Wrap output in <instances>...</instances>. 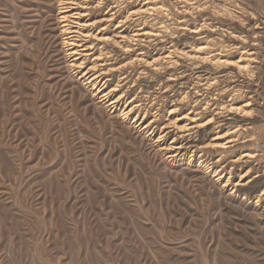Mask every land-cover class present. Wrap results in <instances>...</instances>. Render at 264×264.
<instances>
[{
	"label": "rangeland",
	"instance_id": "rangeland-1",
	"mask_svg": "<svg viewBox=\"0 0 264 264\" xmlns=\"http://www.w3.org/2000/svg\"><path fill=\"white\" fill-rule=\"evenodd\" d=\"M83 1L0 0V264H264V0Z\"/></svg>",
	"mask_w": 264,
	"mask_h": 264
},
{
	"label": "bare ground",
	"instance_id": "bare-ground-1",
	"mask_svg": "<svg viewBox=\"0 0 264 264\" xmlns=\"http://www.w3.org/2000/svg\"><path fill=\"white\" fill-rule=\"evenodd\" d=\"M22 2H24V1H22ZM82 2L85 3L83 0H56V2H55V7L57 9L56 23L59 24L60 35L63 37L62 38V44L65 46L66 51H67L66 52V57L72 56V61L73 62L70 65L76 67L77 69L81 68V63H82V62L77 63L78 60L82 59L83 56L90 55L91 53L88 52V51H91V50L95 49V45L94 44H88L87 41H86L88 38H90V35L93 34L92 30H95V28H100L99 26L101 24H105L106 22H112L115 19H117L116 18V13L112 11V10H114L115 6L114 5H109L108 9H107V12H105L106 15H104L102 17L101 21L92 22L91 23L92 27L91 28L89 27L87 29V24L84 23V17L87 15V13L85 11H88V8L83 9L85 11H81L79 6H80V4ZM101 2H103V0H99L98 2L96 1V3H95V1H93L91 3H95L94 4V7H95V6L100 5ZM27 5H28V8H29V9L27 8V12H32L33 17L35 18V19H33L34 22L35 21H39V20H36L37 19L36 17H41L42 16L40 14V12H41V9H43V6L47 7L46 2H41L39 4L38 1H37V3L35 5L31 4V3H29ZM48 7H49V3H48ZM84 7L85 6H83V8ZM20 8L21 9H26L25 7H20ZM109 11H111V13H109ZM128 18H129V13H127V15L124 16L123 18L119 19L117 21V23L114 25V29H121V31H117L113 35V36H116V38H119V41H115L118 44L119 43L126 44L127 42H129L128 40L132 39V37H130L129 34L125 33V30H126V24L125 23H126V21H128ZM103 29H104V27H101V29H99V31H98V34L95 35L98 38L96 40L97 42H99L101 40H103L105 42V41L108 40L107 37L100 36V35H104V33H101ZM142 34H151V33L147 32L145 30L144 32H141V33L138 32V33L133 34V35L134 36H136V35L140 36ZM121 47L125 48L126 45H122ZM198 49L201 50L202 48L199 47ZM242 52L245 53L247 51L246 50H242ZM94 60L95 61L92 63V68L90 70L84 69L81 72L82 74H81L80 78H83V81L86 79L85 82L87 84H91L92 88L93 89L95 88L96 93H97L101 89V86H100V83H99L101 78H99L100 77L99 74L94 75V71H95L94 69L96 67V61L98 60V57L96 56L94 58ZM155 61L156 60H153L152 62L155 63ZM240 61L241 60H238L237 62H240ZM237 65H239V67L242 66L241 64H237ZM101 72H103V71L101 70ZM246 104H248V103H246ZM246 104H244L242 106H245ZM109 105L114 106L115 105L114 101L109 102ZM240 107H237L235 109H238ZM127 113L128 112L124 110L123 112H121L120 115H121V117L123 116V119H124L125 116H127L126 115ZM193 119L194 118L192 117V119H190V121L193 122ZM195 126H196L195 123L194 124L189 123V124L180 125L181 129H183L185 131H190ZM143 128H147V126H144ZM215 139H217V137H215ZM217 146H218V144H217ZM175 147H177V146H175ZM162 148H165V147H162ZM172 148H173L172 146L171 147L168 146V147L165 148V150L169 153L168 157H171V158L174 155L172 153L173 151H171Z\"/></svg>",
	"mask_w": 264,
	"mask_h": 264
}]
</instances>
